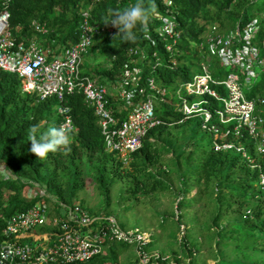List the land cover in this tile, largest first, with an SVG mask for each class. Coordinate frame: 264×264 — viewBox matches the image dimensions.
Instances as JSON below:
<instances>
[{
	"label": "trees",
	"instance_id": "16d2710c",
	"mask_svg": "<svg viewBox=\"0 0 264 264\" xmlns=\"http://www.w3.org/2000/svg\"><path fill=\"white\" fill-rule=\"evenodd\" d=\"M169 1L170 8L165 5L164 0H143L144 6L152 11L147 21L133 29L136 33L134 40H122L116 36L118 30L113 36L99 35L94 38L93 45L84 56L96 54L105 58L108 64L104 68L84 72L85 66L82 63L80 65L81 76L96 77L99 81H114L122 74L125 65L128 68L138 66L141 68L138 89L142 88L143 95L151 94L145 84L146 79L150 78L160 90L165 91V98L171 100V103H167L156 97L155 116L161 123L148 131L141 148L131 155L129 164L124 165L116 153L106 151L98 117L81 94L67 96L63 101L70 109L74 127V131L68 134L69 143L61 146L58 151L50 152L47 157H36L29 151V129L36 125L35 135L39 137L48 128L59 127L61 118L55 112L58 101L54 97L41 100L34 94L22 93L20 78L16 74L2 71L0 164L10 167L16 175L34 179L55 199L64 203L75 200L79 191L83 190L84 168L88 167L95 172L97 191L104 201L103 214L110 208L112 189L120 182L126 185L127 193L120 200H135L123 208L127 212L137 205L139 195L168 191V186L153 176L149 168L159 165L172 166L173 172L180 179L182 189V197L176 207L178 218L181 221L188 217L191 222L183 237V246H187L188 256H191L192 250L195 252L201 248L205 239L203 232L213 234L216 247L239 250L252 246L264 252V197L257 185L259 171L249 167L241 155L234 151L216 152L213 149L212 134L201 128L199 119H184L183 114L174 105L177 101L176 90L198 71L197 50L207 25L211 24L220 29L230 28L232 31L235 28L241 30L249 21L259 18L260 28L256 42L259 47L262 46L264 0ZM134 3L136 0H13L8 7L9 26L16 40L27 41L35 36L32 21L44 23L48 32L37 37L50 59L54 52L68 49L77 42L78 26L83 12H88L91 23L105 26L116 10H122ZM166 11H171L174 15L175 28L180 34L179 40L172 44L171 52L166 50V45L171 42L158 33L160 22L157 17L165 15ZM15 28L20 31L16 33ZM132 51L143 52L142 60L139 61L140 55L133 54ZM213 59L214 57H211V72L215 76L222 77L229 72L219 69L218 63ZM130 61H133L132 64ZM257 95L264 96V74L251 87L248 97ZM214 104L216 106V103ZM175 129H180L181 134L176 135ZM199 130L202 135L198 137ZM160 135H165L167 139L161 144H156L154 137ZM204 138L207 141L197 147L198 141ZM241 142L251 153L252 143L246 137ZM186 147H190L187 153ZM165 152L171 154L168 161L163 157ZM26 186L24 182L17 185L0 181V233L6 218L17 211L25 210L37 200H24L22 194ZM4 189L9 193H5ZM193 190L195 193L186 198ZM6 199L8 201L4 204ZM80 204L82 205L81 202ZM198 204L204 205L206 210L212 213L210 227L205 228L202 223L200 217L205 215L203 212L190 209ZM231 214L236 215L238 219L230 224L238 225L240 229H214L226 215ZM167 228V220H161L160 231L165 232ZM199 234L203 240L196 237ZM174 235L172 233V236ZM157 242L151 240L144 245V251H150ZM121 247L123 252L130 248L126 244H110L103 255L87 264H108L112 260L119 264L112 254L118 252ZM213 248L212 254L215 251ZM151 263L148 261L145 264ZM189 264H196V260L193 258ZM203 264H206V261ZM216 264H236V261H225L222 256Z\"/></svg>",
	"mask_w": 264,
	"mask_h": 264
},
{
	"label": "built area",
	"instance_id": "2783aa9c",
	"mask_svg": "<svg viewBox=\"0 0 264 264\" xmlns=\"http://www.w3.org/2000/svg\"><path fill=\"white\" fill-rule=\"evenodd\" d=\"M11 1L0 0V71L16 74L24 94H34L41 100L56 98L59 126L68 134L74 127L70 109L63 101L67 96L81 94L98 117L106 151L116 153L124 165L129 164L148 131L161 123L155 116L156 97L171 103L165 98V91L148 78L145 84L151 94L144 96L142 88L138 89L141 75L138 66L125 65L114 81L81 76L82 57L94 38L113 36L117 30L111 24L91 23L88 12L81 14L77 42L54 52L48 59L38 38L48 32L44 23L32 21L35 36L27 41H18L13 36L8 10ZM164 1L170 8L171 2ZM157 19L158 33L171 42L166 45V50L171 52L172 44L180 38L175 17L166 11ZM259 22V18H254L241 30L235 28L225 35L204 33L197 50L198 71L176 90L174 105L184 119H199L201 128L212 134L216 152L234 151L249 167L259 171L257 185L264 197V96L249 98L242 91L243 85L251 89L253 69L264 68V42L260 47L256 42ZM19 31L15 28L16 33ZM132 53L140 55L139 61L144 57L143 52ZM211 57L219 69L229 72L215 76L211 72ZM245 137L252 143L251 153L241 142ZM33 187L37 200L5 220L0 233V264H87L103 255L113 243L129 245L141 261L146 260L143 247L151 241L147 231L122 228L110 214H92L75 200L64 203L40 185L33 183ZM41 256L45 259H39Z\"/></svg>",
	"mask_w": 264,
	"mask_h": 264
},
{
	"label": "rangeland",
	"instance_id": "374dc122",
	"mask_svg": "<svg viewBox=\"0 0 264 264\" xmlns=\"http://www.w3.org/2000/svg\"><path fill=\"white\" fill-rule=\"evenodd\" d=\"M228 29H220L217 26L207 25V30L205 34H215V35H225L230 32ZM84 72L96 71L104 68L108 62L105 58L97 56L96 54H89L84 56L82 61ZM255 77L251 79V87L255 85L264 74V68H255L253 69ZM242 91L245 95L249 94V89L247 86L243 85ZM174 133L176 135L181 134L180 129H175ZM202 135V131L197 132V136ZM156 139V140H155ZM166 136L160 135L154 137V142L156 144H161L165 141ZM207 141L206 138L199 140L197 147H201L202 143ZM190 147L185 148V153L189 151ZM165 161H168L171 158L169 152L163 154ZM173 167H150L149 171L153 176L161 179L169 190L157 194H141L139 195V202L130 212H127L123 209L126 205H129L135 200L122 201L121 197L126 196L125 184L124 182L118 183L111 192V205L107 209L105 214H110L116 218L118 223L122 228H134L138 227L142 230L147 231L151 234V240H157L158 242L151 248L150 251H145V261H151V264H189L194 258L196 264H203L206 261V264H216L219 257L224 258L225 261H236V264H249L257 263L264 264V252L255 248V247H246L239 250H230L228 247H219L214 245L213 234L203 232L205 235L204 242L199 251H191V256L187 255V246H183V237L187 231V227L191 225L188 217L183 218L181 221L178 218L179 212L177 211V203L182 197V189L180 186V179L178 175L173 172ZM83 190L79 191L75 201L81 202L84 207H86L92 214L103 213L104 201L97 191V185L95 182V172L92 169L84 168ZM167 171V172H166ZM0 181L13 182L14 184H19L24 182L27 184L23 190L22 197L24 200H31L36 198L35 195L37 191L34 190L33 183L37 184L34 179L24 178L13 173L10 167H7L4 164H0ZM39 184V183H38ZM42 188L44 186L40 185ZM45 189V188H44ZM5 193H9L7 189H4ZM195 193L193 190L187 197H191ZM53 196L52 194H50ZM54 197V196H53ZM7 199L4 201V204L7 203ZM74 201V200H73ZM262 201V200H261ZM192 211L199 210L205 214L201 216L202 223H204L205 228L211 226V215L205 206L202 204L191 206ZM167 220L168 228L165 232H161L159 229V224L161 220ZM238 217L236 215H226L214 229L228 231L231 228H239L238 225L230 224L231 221H237ZM195 230L193 229L192 233ZM172 233L175 234L172 236ZM174 237V238H173ZM196 237H199L200 234ZM226 237V236H225ZM203 240V239H200ZM199 240V241H200ZM206 240V241H205ZM214 247V248H213ZM212 248L216 251L212 254ZM113 257L116 258L119 264H144L145 261H141L140 257L137 256L133 249L130 247L125 252L123 248H119L118 252H113ZM217 259V260H216ZM115 260H112L108 264H115Z\"/></svg>",
	"mask_w": 264,
	"mask_h": 264
},
{
	"label": "clouds",
	"instance_id": "9594fccd",
	"mask_svg": "<svg viewBox=\"0 0 264 264\" xmlns=\"http://www.w3.org/2000/svg\"><path fill=\"white\" fill-rule=\"evenodd\" d=\"M152 9L144 6L143 0H136V3L122 9L116 10L106 24H111L117 28L116 36L122 40L131 41L136 39L133 31L138 24H143L149 18ZM115 36V37H116ZM37 126L33 125L29 129V141L31 142L29 151L36 157H47L50 152L58 151L61 146L69 143V135L63 126H52L46 132L35 135ZM39 259H45L41 256Z\"/></svg>",
	"mask_w": 264,
	"mask_h": 264
}]
</instances>
